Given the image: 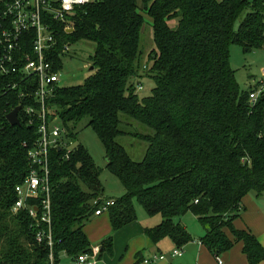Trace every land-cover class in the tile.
I'll list each match as a JSON object with an SVG mask.
<instances>
[{
  "label": "trees",
  "instance_id": "obj_1",
  "mask_svg": "<svg viewBox=\"0 0 264 264\" xmlns=\"http://www.w3.org/2000/svg\"><path fill=\"white\" fill-rule=\"evenodd\" d=\"M141 12L151 22L155 46L145 68H139L147 22ZM71 20V32L54 23V69L62 67L64 43L89 41L93 72L81 84L58 87L47 106L75 142L72 126L86 118L102 143L105 168L126 190L107 209L112 231L136 219V199L147 215L161 216L144 230L151 243L166 237L178 247L189 242L174 221L189 213L204 228L200 242L216 261L241 242L248 264H258L264 248L232 222L247 193L264 194V91L250 101L258 86L240 89L229 45L237 43L244 52L264 47V0H92ZM141 76L154 87L140 98L132 79ZM21 78L0 75V264H48L49 248L37 243L35 220L26 210L11 212L39 124L37 117L28 124L23 113L35 101L20 96L34 87H24ZM12 81L18 87L6 89ZM16 106L20 125L11 126L6 115ZM131 139L144 146L139 159L126 149ZM100 172L81 143L68 160L56 150L51 155V232L58 262L62 253L73 258L91 250L83 227L99 206L93 201L103 197ZM112 246L107 236L100 253L111 254Z\"/></svg>",
  "mask_w": 264,
  "mask_h": 264
},
{
  "label": "built area",
  "instance_id": "obj_2",
  "mask_svg": "<svg viewBox=\"0 0 264 264\" xmlns=\"http://www.w3.org/2000/svg\"><path fill=\"white\" fill-rule=\"evenodd\" d=\"M92 0H0V75L21 74L24 87L34 86L30 93L22 91L20 96L33 97L35 105H26L23 113L33 123L38 119L37 138L27 151L29 170L21 183L14 187L16 194L11 212L26 210L35 220L36 241L45 243L49 248L48 264H58L51 232V155L54 150L61 152V158L68 160L76 146L71 132L59 117L48 108L47 102L59 85L60 71L54 69L51 56L57 44V31L54 23L63 25L65 32L73 30L71 17L75 12ZM68 44H63L62 59L68 51ZM17 82H9L6 89L18 87ZM264 88L250 92V101H255ZM37 106V107H36ZM21 110V109H20ZM19 110V111H20ZM19 113V112H18ZM32 117V118H31ZM114 199L97 198L94 205H99L94 215H100L114 205ZM45 225L46 228L42 227ZM98 248L73 257L74 264H98ZM175 249L171 255H180ZM156 255L144 262L163 259ZM222 264L221 258L217 259Z\"/></svg>",
  "mask_w": 264,
  "mask_h": 264
},
{
  "label": "rangeland",
  "instance_id": "obj_3",
  "mask_svg": "<svg viewBox=\"0 0 264 264\" xmlns=\"http://www.w3.org/2000/svg\"><path fill=\"white\" fill-rule=\"evenodd\" d=\"M141 13L143 14L147 22L142 26L141 30L140 47L142 49V59L139 68H145V61L147 60L149 53L154 49L155 46L153 42L151 22L143 12ZM239 21L240 20L237 19L234 24L235 30L238 28ZM169 25L174 26L175 21H170ZM68 45V51L63 56V69L60 71V86H74L81 84L83 80L93 72V69L89 70L91 66L88 63V56L91 55L94 50L93 43L89 41H79ZM229 64L234 71V76L240 89H247L249 86H258V88H264V47L255 51L244 52L240 45H238L237 43H231L229 45ZM132 81V83L136 85L135 93L140 98L149 95L151 93V89L154 87L153 80L145 76L133 78ZM261 92L259 94H261ZM86 122L87 119L84 118L81 120V123L79 122L76 124V126L72 127L74 128V131L76 133V142L81 143L86 148L91 158L93 159L94 165L101 170L99 181L102 185L104 196H101V198H112L115 200L121 199L125 195L126 190L121 182L105 168V149L96 136L95 132L91 129L90 126L86 125ZM138 131L142 132L140 134H144V132L141 131L140 128L138 129ZM125 146L134 159L141 158L142 150L144 148L143 144L140 145L136 139H131L127 141ZM133 207L136 219L135 222L127 228L129 229L130 227H134L132 228L133 235L128 239H135L134 242L138 241L137 244H139L142 240L143 234L142 232L140 233L134 230H136L138 227L146 228L156 225L160 221L161 216L159 214L153 216L147 215L136 199H133ZM107 212L108 210H105L103 214H107ZM174 221L185 227V231L187 232V234H189L191 239H198V237L203 232V229L197 218L189 213L175 218ZM87 229L89 236L88 239L93 243H97V241H95V238L96 236L99 237L101 235V229L97 230L95 228L94 222L89 223L87 225ZM115 237L117 239V236ZM125 237L120 238V241H124V244L120 247V250L116 251L115 256H103L105 258L104 264H143L142 262L136 263L133 259V254L130 256L129 250H127L125 246H130L131 242H129V240L127 241ZM185 246L186 245H182L178 247L172 242L169 237H166L164 241L159 244L158 247L154 250L157 254H162L165 257L163 261L161 260L162 262L157 264H186V262H188V256L186 255L187 247ZM97 248V259L99 260L100 248ZM94 249L95 247H91L90 252ZM174 249L182 250L183 255L181 258H171L172 255H168V253H171ZM141 254L144 259H149L153 255L147 250L141 251ZM184 256L185 260H181ZM62 264H68V261H63ZM98 264H100V260Z\"/></svg>",
  "mask_w": 264,
  "mask_h": 264
},
{
  "label": "crops",
  "instance_id": "obj_4",
  "mask_svg": "<svg viewBox=\"0 0 264 264\" xmlns=\"http://www.w3.org/2000/svg\"><path fill=\"white\" fill-rule=\"evenodd\" d=\"M110 199H112V198H110ZM241 206H242V211L240 212L239 216L233 220V222H232L233 226L236 229L247 230L250 233H252L257 238V240L262 245V247L264 248V194L263 195H256L253 192L247 193L241 200ZM160 221H161V219H160ZM160 221L157 224H159ZM91 222H94L95 228L97 230L101 229V231H102L101 235L99 237L96 236V238H95V241H97V243H93L88 239L89 236H88L87 225ZM134 222H135V220L126 224L125 226H123L121 229H119L117 231H112L108 212H107V214H103V212H102L100 215H93L90 218V220L88 222H86V224L83 227V232L85 233L91 247H99L101 250V241L103 239H105L107 236H112V239H113L112 253L108 254L105 252H101L100 258H99L100 264L105 263V258L103 257L104 255L105 256L108 255L110 257H113V256H115L116 251L120 250V247L124 244V241H120L121 237L126 236L125 239H127V241L129 240L128 238L133 235L132 234V232H133L132 228H134V227H130L129 229H127V228L129 226H131V224H133ZM156 225H153V226H156ZM153 226H151V227H153ZM201 227H202V225H201ZM146 228H150V227H146ZM202 229H203V232L198 237V239H196V240L191 239L189 242H187L185 244L186 245L185 247H187L186 255L188 256L187 257L188 262H186V264H218L217 261L215 260V258L207 250V248L200 242V237L204 234V228L202 227ZM144 230H145V228H141V227H138L136 230H134V231H137L140 233L142 232V234H143L142 240L140 241L139 244H137L138 241L134 242L135 239L131 238L129 240V242H131V245L130 246L126 245L125 248L127 250H129L130 256L133 254V259L135 260L136 263L142 262L143 264H157V263L162 262L165 257L163 259H156L155 261L149 262V263L144 262L145 259L142 257L141 251H143V250L149 251L150 253L153 254L152 257L156 256V255H160V254H157L154 250L165 239L164 238V239L160 240L158 243L153 244L148 239V237L145 235ZM227 235L229 237H231V235L229 234L228 231H227ZM115 236H117V239ZM114 238H115V240H114ZM135 244H137V245H135ZM180 251H181V254L180 255H174L175 257H172L173 255L171 256V253H168V255L171 256V258H181L183 254H182L181 249H180ZM220 258L222 260V264H248L246 256L242 252V243L241 242L234 244L232 246V248L229 249L224 254H222L220 256ZM183 259L185 260V256L181 260H183ZM63 261H68V264H74L73 258L67 256L65 253H62V255H60V259H59L58 264H62ZM161 264H163V263H161ZM258 264H264V258Z\"/></svg>",
  "mask_w": 264,
  "mask_h": 264
},
{
  "label": "water",
  "instance_id": "obj_5",
  "mask_svg": "<svg viewBox=\"0 0 264 264\" xmlns=\"http://www.w3.org/2000/svg\"><path fill=\"white\" fill-rule=\"evenodd\" d=\"M92 69H93V67H90L89 70H92ZM19 110H20V107L16 106L6 115V119L11 126H19L20 125V121L18 119Z\"/></svg>",
  "mask_w": 264,
  "mask_h": 264
}]
</instances>
